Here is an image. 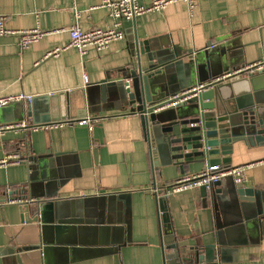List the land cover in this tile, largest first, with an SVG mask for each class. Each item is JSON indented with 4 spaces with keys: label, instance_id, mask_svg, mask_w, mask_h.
Here are the masks:
<instances>
[{
    "label": "crops",
    "instance_id": "obj_1",
    "mask_svg": "<svg viewBox=\"0 0 264 264\" xmlns=\"http://www.w3.org/2000/svg\"><path fill=\"white\" fill-rule=\"evenodd\" d=\"M137 1L147 6L152 0ZM100 5L101 0H0L6 29L44 32L25 49L16 34L0 35V97L24 93L35 98L92 86L131 65L135 39H154L184 51L205 49L209 43L228 48L222 65L201 75L204 84L264 60V0H203L193 11L183 2L173 3L123 21L124 39L104 51L90 48L82 56L69 47V30L75 24L85 31L113 28L115 22ZM57 49L63 50L49 55ZM26 106L0 109V161L13 154L21 158L0 167V264H184L170 259L174 251L167 249L166 237H173L181 252L217 244L224 210L216 214L210 193L203 197L199 188L168 195V235L159 203L173 181L201 173L204 162L185 166L182 175L178 162L161 161L144 138L139 116L127 110H109L105 118L86 114L97 120L84 126L71 122L30 129ZM49 145L56 154H67L69 180L60 190L64 202L30 211L23 220L20 202L10 201L9 194L26 188L27 158L45 153ZM231 160L230 167L246 168L245 186L264 191V147L238 143ZM234 183L225 177L221 188L226 191ZM33 193L38 201L41 191ZM243 223L220 232L223 246L216 264H264V230Z\"/></svg>",
    "mask_w": 264,
    "mask_h": 264
},
{
    "label": "water",
    "instance_id": "obj_2",
    "mask_svg": "<svg viewBox=\"0 0 264 264\" xmlns=\"http://www.w3.org/2000/svg\"><path fill=\"white\" fill-rule=\"evenodd\" d=\"M156 42L135 39L131 48L135 59L131 65L92 86L20 103L27 104V117L32 119L28 128L49 129L60 123L83 120L86 114L97 113L105 118L109 110H127L128 115L139 116L144 138L153 153L161 161L178 162L182 175H185V166L201 162L207 167H230L234 146L238 143L264 147V71L218 80L240 68L236 67L199 89L204 84L201 75H210L215 65H222V55L227 54L228 48L224 51L209 43L205 49L184 51L172 44L160 46ZM20 128L26 127L14 129ZM66 155L56 154L49 145L45 153L27 158L26 188L9 194L10 201L20 202L21 219L25 220L30 211H41L45 205L55 207L64 202L60 190L69 180ZM221 186L222 180L200 188L203 197L210 193L216 214L224 210L217 223V244L181 252L173 237H166L167 249L174 251L170 259H181L184 264H216L219 247L223 246L222 230L228 229L227 233L237 229L240 223L250 222L249 227L263 232L264 191L245 186L243 182H235L226 191ZM33 190L41 191V195H36L38 201L33 199ZM167 197V190L159 196L166 235L171 230ZM221 201L232 207L221 208ZM229 209L233 211L228 212ZM234 219L233 223L223 222Z\"/></svg>",
    "mask_w": 264,
    "mask_h": 264
},
{
    "label": "built area",
    "instance_id": "obj_3",
    "mask_svg": "<svg viewBox=\"0 0 264 264\" xmlns=\"http://www.w3.org/2000/svg\"><path fill=\"white\" fill-rule=\"evenodd\" d=\"M203 0H152L147 6L140 5L137 0H101L100 7L108 10L109 16L115 22L114 27L108 30L95 28L88 31L82 30L79 25L75 24L70 30L69 47H74L82 56L88 49L94 48L97 51L106 50L112 43L125 38V33L120 30L123 21H131L135 18L153 12H159L166 9L169 5L177 2L185 3L188 8L193 11ZM5 19L0 15V35L16 34L21 49H25L30 44L37 42L44 36V32L40 29L28 31H10L4 26ZM63 49H57L49 55H57ZM264 71V60L258 61L248 67H240L231 74L225 75L218 80L228 78L231 75L238 74H257ZM85 82L88 83V77L85 76ZM207 84H201L198 88H204ZM33 99L32 95L24 93L7 95L0 97V109L16 103H30ZM95 120L87 117L83 120L75 122L77 125H89ZM66 124V123H65ZM24 126V125H22ZM55 127L64 126V123L54 125ZM7 129H14L13 126ZM37 129V128H36ZM19 155H8L0 161V167L9 166L20 163ZM245 167H227V166H209L201 173L196 175H185L173 181L167 187V194L172 195L189 190L199 189L202 186L209 187L213 183L221 181L225 177H232L236 183L244 182Z\"/></svg>",
    "mask_w": 264,
    "mask_h": 264
}]
</instances>
